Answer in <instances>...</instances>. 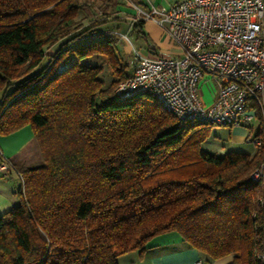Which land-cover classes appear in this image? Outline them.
<instances>
[{"label":"trees","instance_id":"1","mask_svg":"<svg viewBox=\"0 0 264 264\" xmlns=\"http://www.w3.org/2000/svg\"><path fill=\"white\" fill-rule=\"evenodd\" d=\"M91 0H0V136L30 126L42 164L20 169L19 205L0 216V264H118L178 234L208 263L264 264L263 161L200 150L204 126L153 97L121 100L130 65ZM144 21H137L139 32ZM55 48V49H54ZM106 59L117 77L107 85ZM3 157L0 152V163Z\"/></svg>","mask_w":264,"mask_h":264},{"label":"built area","instance_id":"2","mask_svg":"<svg viewBox=\"0 0 264 264\" xmlns=\"http://www.w3.org/2000/svg\"><path fill=\"white\" fill-rule=\"evenodd\" d=\"M127 3L137 11V21H153L163 30L174 51L144 58L136 53L134 72L118 84L116 96L121 100L151 96L183 122L251 131L259 122L258 134L246 142L263 150L262 164L252 179L261 185L264 207V1L185 0L148 12ZM116 36L129 42L127 36ZM206 80L217 88L209 105L201 97ZM12 170L24 190L19 171L2 160L0 171Z\"/></svg>","mask_w":264,"mask_h":264},{"label":"crops","instance_id":"3","mask_svg":"<svg viewBox=\"0 0 264 264\" xmlns=\"http://www.w3.org/2000/svg\"><path fill=\"white\" fill-rule=\"evenodd\" d=\"M110 6L111 18H118L121 23L110 24V29L115 34L123 33L118 30L122 28L125 34L130 32L134 37L131 41L130 52L137 53L141 58L160 56L174 51V45L163 30L153 21H145L139 32L133 31V26L137 22V11L130 7L127 0H105ZM134 5L144 12L152 8L168 9L171 6L185 0H130ZM264 1V0H263ZM116 14L115 16L113 14ZM126 25V26H123ZM126 47V46H125ZM127 50V48H126ZM129 52V51H128ZM217 95V88L213 81L206 80L201 85V97L205 103H212ZM235 133L240 135L242 127H234ZM244 132V131H243ZM246 132V131H245ZM0 152L3 160L9 162L14 169L34 168L42 163L40 147L35 139V135L30 126H26L19 131L8 135L0 136ZM231 151H252L251 147L244 144V141L235 140L231 143ZM250 155H253L251 153ZM19 179L15 172L4 173L0 171V216L10 211L18 205L17 189ZM203 261L207 264H230L232 257L207 262L204 255L195 249L187 247L182 238L176 233H169L154 239L143 252L133 251L118 259V264H196Z\"/></svg>","mask_w":264,"mask_h":264},{"label":"rangeland","instance_id":"4","mask_svg":"<svg viewBox=\"0 0 264 264\" xmlns=\"http://www.w3.org/2000/svg\"><path fill=\"white\" fill-rule=\"evenodd\" d=\"M90 4L91 6L87 7V9L85 10V13H86L84 16L85 24H88L90 20L100 19L102 18V16H104L100 8L101 6L105 7L106 11L111 13V8H109L110 6L106 4L105 0H91ZM113 15L115 16L116 14L114 13ZM119 23H121V21H119L118 24ZM123 26H126V25L123 24ZM118 30H120V32L123 33L124 36H127V38L129 39V42H128L127 40H125V38H121L117 36L118 41L120 43L119 53L122 56V59L130 65L131 67L130 71L133 72L136 64L139 61V56L135 52H130L131 51L130 43L131 42L133 44L135 43L131 41L132 37L134 36L132 35L131 32L129 34L127 33L125 34V30L124 29L122 30V28H118ZM97 61L100 64L103 62V64L105 65L104 79L106 81V84L109 85L111 84L112 81H116L117 77L113 74V69L110 66L106 65V61H107L106 59L99 58L97 60V57H91V58L85 59L83 63L86 65H97L98 64ZM207 104L209 105L210 103H207ZM253 127L254 129L252 131L248 129L247 127H242L244 132L240 131V135H243V136L238 137L239 135L235 133L234 127L206 125L201 131H199L193 136V142L195 145H197L200 148V150L204 152H207L209 154H213L216 156H224L228 152H234V151H231L230 146H231V143L235 139V140H239V142L244 141V144L248 145V147H251L252 149V151L250 152H245V151H236V152L245 153V154H251V153L255 154L257 152V148L252 143L246 142L247 138H253L254 136L258 134V129L260 127L259 122L256 121L253 124ZM15 174L17 175V173ZM19 183H20V179H19ZM18 205H19V201H18Z\"/></svg>","mask_w":264,"mask_h":264},{"label":"snow or ice","instance_id":"5","mask_svg":"<svg viewBox=\"0 0 264 264\" xmlns=\"http://www.w3.org/2000/svg\"><path fill=\"white\" fill-rule=\"evenodd\" d=\"M0 147H3V144L2 143H0Z\"/></svg>","mask_w":264,"mask_h":264}]
</instances>
